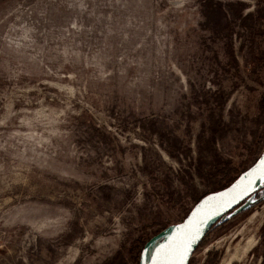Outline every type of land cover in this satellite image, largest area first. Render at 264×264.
Instances as JSON below:
<instances>
[{"label":"rangeland","instance_id":"1","mask_svg":"<svg viewBox=\"0 0 264 264\" xmlns=\"http://www.w3.org/2000/svg\"><path fill=\"white\" fill-rule=\"evenodd\" d=\"M263 153L264 0H0V264H141ZM189 264H264V184Z\"/></svg>","mask_w":264,"mask_h":264},{"label":"water","instance_id":"2","mask_svg":"<svg viewBox=\"0 0 264 264\" xmlns=\"http://www.w3.org/2000/svg\"><path fill=\"white\" fill-rule=\"evenodd\" d=\"M262 172L264 153L229 185L202 196L181 222L169 225L153 236L142 250L141 264H189L195 248L210 228L264 184ZM217 211L219 214L203 230L205 221ZM188 241L190 246L187 247L186 254H183L182 249ZM176 249L181 251H174Z\"/></svg>","mask_w":264,"mask_h":264},{"label":"bare ground","instance_id":"3","mask_svg":"<svg viewBox=\"0 0 264 264\" xmlns=\"http://www.w3.org/2000/svg\"><path fill=\"white\" fill-rule=\"evenodd\" d=\"M219 214V211L215 212L213 215H211L204 223L203 230L207 228V226L215 219V217ZM150 252V249H149Z\"/></svg>","mask_w":264,"mask_h":264},{"label":"snow or ice","instance_id":"4","mask_svg":"<svg viewBox=\"0 0 264 264\" xmlns=\"http://www.w3.org/2000/svg\"><path fill=\"white\" fill-rule=\"evenodd\" d=\"M261 175H262V177H264V172H262ZM188 246H190V241H188L187 245L183 247V249H182L183 254H186ZM162 251H165V250L162 249ZM174 251L180 252L181 250L180 249H176ZM181 258H182V256H181Z\"/></svg>","mask_w":264,"mask_h":264},{"label":"trees","instance_id":"5","mask_svg":"<svg viewBox=\"0 0 264 264\" xmlns=\"http://www.w3.org/2000/svg\"><path fill=\"white\" fill-rule=\"evenodd\" d=\"M228 185H229V184H228ZM225 187H226V186H225ZM222 188H224V187H222ZM222 188H221V189H222ZM218 190H219V189H218Z\"/></svg>","mask_w":264,"mask_h":264}]
</instances>
